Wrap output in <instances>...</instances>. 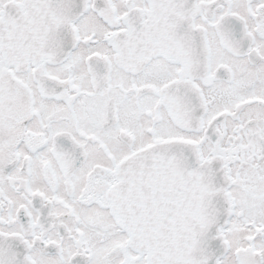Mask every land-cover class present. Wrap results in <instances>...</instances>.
I'll return each mask as SVG.
<instances>
[{
	"label": "snow or ice",
	"instance_id": "6c2138e0",
	"mask_svg": "<svg viewBox=\"0 0 264 264\" xmlns=\"http://www.w3.org/2000/svg\"><path fill=\"white\" fill-rule=\"evenodd\" d=\"M0 264H264V0H0Z\"/></svg>",
	"mask_w": 264,
	"mask_h": 264
}]
</instances>
